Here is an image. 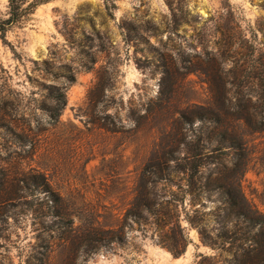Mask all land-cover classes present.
I'll return each mask as SVG.
<instances>
[{"label": "rangeland", "instance_id": "obj_1", "mask_svg": "<svg viewBox=\"0 0 264 264\" xmlns=\"http://www.w3.org/2000/svg\"><path fill=\"white\" fill-rule=\"evenodd\" d=\"M8 4L0 0V17ZM256 52L264 0H52L0 36V264H255L257 232L226 223L218 192H187L174 172L149 193L142 182L161 161L184 165L188 142L199 153L202 124L181 112L207 102L221 67L247 75ZM53 87L67 100L58 120ZM248 141L242 187L264 212V134ZM210 169L203 181L220 177ZM23 170L47 176L73 225L23 188ZM16 192L30 205L13 206ZM142 210L146 219H124ZM112 235L123 240L86 254Z\"/></svg>", "mask_w": 264, "mask_h": 264}, {"label": "trees", "instance_id": "obj_2", "mask_svg": "<svg viewBox=\"0 0 264 264\" xmlns=\"http://www.w3.org/2000/svg\"><path fill=\"white\" fill-rule=\"evenodd\" d=\"M52 0H9L8 12L6 17H0V36L5 37L8 31L15 26L24 23L28 17L35 13L41 5L47 4ZM253 66L249 73L245 70H234L225 73L221 67L217 71L215 80H209V95L204 104H193L187 111L181 112L180 117L183 122L193 126L196 121L202 124L200 133L196 136L195 151L198 154H191L192 142H188V152L182 161L185 163L177 164L175 167L169 163L159 162L150 167L144 175L142 182V191L151 192L152 188L163 181L171 180L172 172L185 176L187 192L199 185V195H210L216 191L224 205L227 224L235 221L242 222L250 232H257L251 239V252L254 253L255 264H264V212L261 211L245 195L242 187V179L248 170V149L250 135L264 134V52H256L253 56ZM223 63H221L222 65ZM245 76L249 81L245 82ZM51 97L55 104L51 106V118L58 120L64 110L67 100L66 94L58 88L53 87ZM198 108H200L198 110ZM180 147V146H179ZM193 151V150H192ZM179 153V149L172 154ZM226 154L230 159H221L217 156ZM173 159V155L171 156ZM174 161V160H173ZM179 163V162H178ZM214 170L220 177L214 178V172H210L205 181V170ZM33 172V173H32ZM20 180L23 188L38 191L45 194V200L52 205L54 212L50 217L57 218L59 222L67 221L68 224H74V218L64 215L59 210L62 197L57 191L53 190L47 176L41 171H21ZM13 198V206L26 203L23 193L16 192ZM192 194V193H190ZM210 197V196H208ZM26 201V202H25ZM153 204L142 203L143 209H149ZM146 219L145 210L129 213L125 220ZM226 224V225H227ZM200 236L204 243H208L206 230H200ZM123 238L119 235L111 238H96L92 244L87 246L85 251L87 255L100 249V242L108 243L121 242ZM90 247V248H89ZM174 256H180L182 251L177 245L167 247ZM263 262V263H262Z\"/></svg>", "mask_w": 264, "mask_h": 264}]
</instances>
